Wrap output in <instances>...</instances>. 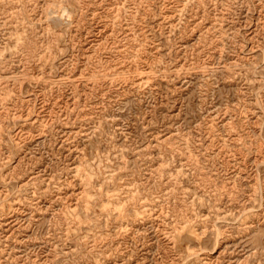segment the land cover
<instances>
[{
  "label": "rangeland",
  "instance_id": "374dc122",
  "mask_svg": "<svg viewBox=\"0 0 264 264\" xmlns=\"http://www.w3.org/2000/svg\"><path fill=\"white\" fill-rule=\"evenodd\" d=\"M0 264H264V0H0Z\"/></svg>",
  "mask_w": 264,
  "mask_h": 264
},
{
  "label": "bare ground",
  "instance_id": "6f19581e",
  "mask_svg": "<svg viewBox=\"0 0 264 264\" xmlns=\"http://www.w3.org/2000/svg\"><path fill=\"white\" fill-rule=\"evenodd\" d=\"M70 17V16H69Z\"/></svg>",
  "mask_w": 264,
  "mask_h": 264
}]
</instances>
